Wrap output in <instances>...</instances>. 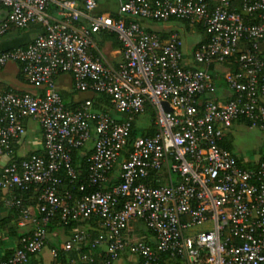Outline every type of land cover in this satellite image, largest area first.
I'll list each match as a JSON object with an SVG mask.
<instances>
[{"label": "built area", "instance_id": "obj_1", "mask_svg": "<svg viewBox=\"0 0 264 264\" xmlns=\"http://www.w3.org/2000/svg\"><path fill=\"white\" fill-rule=\"evenodd\" d=\"M115 1L116 17L95 13V0H0V37L9 28L40 27L25 45L0 51V67L17 63L35 88L0 89V194L23 228L0 264H27L55 216L64 225L98 218L104 231L89 237L75 224L60 247H103L101 264L122 254L127 264H264V153L243 167L248 158L219 145L237 120L264 135V60L257 51L264 0H241L239 10L231 0ZM170 17L200 24L205 39L184 52L176 34L162 39L139 24ZM100 31L115 34L119 61L110 63L95 47ZM230 57L238 66L223 74L230 96L218 102L207 68ZM59 73L88 96L66 107L54 81ZM92 94L106 96L108 109L93 108ZM146 106L154 132L129 141L132 124L148 125L135 123ZM26 120L40 128L42 154L13 156ZM80 149L89 152L76 196L62 181L77 180L72 152ZM30 186L39 190L33 207L14 194ZM77 258L97 264L89 253Z\"/></svg>", "mask_w": 264, "mask_h": 264}, {"label": "crops", "instance_id": "obj_2", "mask_svg": "<svg viewBox=\"0 0 264 264\" xmlns=\"http://www.w3.org/2000/svg\"><path fill=\"white\" fill-rule=\"evenodd\" d=\"M83 0H77L79 4L82 3ZM115 3V7H109V0H95V7L94 12L95 13H116L117 11V2L115 0H112ZM49 14L53 18H58L59 16L57 13L53 10H49ZM3 16V10H0V20ZM140 26L146 30V31H152L158 34L159 37L162 39L167 38L170 34H176L179 39L182 42V50L184 52H188L193 46L197 45L203 38H204V32L199 29L200 26H196L195 24H190L188 22H183L181 20L172 19L169 18L165 21H152V20H146V19H140L139 20ZM40 31V27L37 24H32L28 26L27 28H24L22 30H16L13 28L8 29L4 35L0 37V51L16 47V46H23L26 43H28L38 32ZM199 35V38L196 36ZM93 42L95 47L105 56V58L110 63H115L120 60V53L119 49H115L112 47V44L110 40L108 39H102L100 37V34L97 33L93 36ZM212 69L214 72L221 73L222 75L227 72V68L225 65L221 63H213ZM212 82L214 84V92L211 94L212 98L217 100L218 102H225L229 96L230 92L226 88V85L223 80V76H211ZM55 85L58 93H61L64 97L63 102L70 104H76V102L84 97L88 96L87 92H78L74 90L72 87V81L71 77L68 73H59L56 75L55 79ZM6 87H11L15 90L20 91H28L33 92L35 91V88L28 85L20 71V67L17 63L8 61L3 66L0 67V89H4ZM87 93V95H83ZM73 105V106H74ZM29 120H26L24 122L25 127V134L24 137L19 140L18 142L13 144L14 147V154L17 157L25 156L28 152L33 150L40 149V128H39V137L36 141H38V146L34 148L33 150H25L26 145V129L27 124ZM238 125H244L247 127L243 122L241 121H235L233 122L224 132L223 137L221 139V143L230 144V137L232 130H234ZM234 127V128H233ZM248 128V127H247ZM251 130H256V128H248ZM263 135V134H262ZM231 151V148H230ZM258 155L256 158H248L247 163L254 164L255 161L264 153V135H263V143L258 147ZM242 158H247L245 156H242ZM17 226V225H16ZM88 227L86 224L83 226V228ZM23 228L17 226V231H22ZM68 236H64L63 233H61L60 229L55 230L51 233L49 236V243L53 244L56 240H59L60 246L62 243L67 239ZM12 244H6L5 246L10 247ZM4 246V247H5ZM44 247H47L46 251L39 252L36 255H34V259L36 261V264H51L52 257L50 254L51 248L44 245ZM103 247L97 248L94 251H96V254L99 252L101 253ZM122 260V261H120ZM118 261V263H117ZM113 264H127L126 261V255L122 254L121 257Z\"/></svg>", "mask_w": 264, "mask_h": 264}, {"label": "trees", "instance_id": "obj_3", "mask_svg": "<svg viewBox=\"0 0 264 264\" xmlns=\"http://www.w3.org/2000/svg\"><path fill=\"white\" fill-rule=\"evenodd\" d=\"M240 2H241V0H231L230 7L235 9V10H239ZM49 10L55 11V7L50 5ZM110 15L112 17H116L115 13H110ZM170 18L177 19L174 17H170ZM177 20L187 22L186 20H182V19H177ZM195 25L200 26L199 29L203 31V28L200 24L195 23ZM18 30H22V29H18ZM99 34H100V37L102 39L110 40L113 48L119 49V50L121 49V45H120L119 41L117 40V38L113 32L100 31ZM204 39L205 38H203L201 41H203ZM257 51H258V56L262 60H264V42H258ZM221 64L225 65V67L227 68V71H230V72L235 71L237 69V66H238V63L232 57L224 60L223 62H221ZM212 65H213V63H210L208 65V68H207L209 75L210 76H223L221 73L214 72L212 69ZM59 95H60L61 99L64 100V97L62 96V94L59 93ZM89 98L92 101V107L93 108L101 109V110L108 109L109 102H108V98L106 96H104L102 94H92ZM64 105L66 107H73L74 104L69 105L68 103L67 104L64 103ZM152 119H153V113H152L150 107L146 106L141 120L147 121L148 125L146 127H139L135 124H132V127H131L130 132H129V141H131L134 138V136H136L138 133L139 134H145V135H151L155 129L153 126V123H152ZM237 121L238 122L241 121L246 125V122L243 119L237 120ZM219 145L225 149H228V150H230V148H231L229 142H228V144H225V143H221V141H220ZM126 147L129 148V145H127ZM88 152H89V150H87V149H80V150H75L72 152V164L76 168V170L79 172L77 180L74 182H68V180L66 178H63V181H62L63 189H66V188L69 189L73 193V195H76V196H78L82 193V192L77 191V184L85 181V177H86L85 156L88 154ZM31 153L42 154V150L38 149V150L30 151L23 157H26ZM13 156H15L14 153H13ZM241 165L243 167H254L255 166V164H251V163H241ZM88 190L89 189H87V191ZM38 192H39V190L37 188L35 189L34 186H30L27 190H18V189L14 190V194L17 196H20L22 198L23 206H31V207H33L34 204L36 203V196H37ZM5 194L6 193H4L3 195H5ZM1 196H2V194H0V207L4 208L2 206ZM5 210H6L7 214L5 216L0 217V227L6 226V234L9 237V242L2 243L0 241V254L3 256H7L12 251V247L7 248L4 246L8 243L12 244L11 246H13V244L15 243L17 238H19L20 235H23V233L17 231L16 221H17L18 211L16 209H5ZM8 222H10V223H8ZM75 224H77L78 226H80L82 228L86 224L88 227H86L85 230L89 234V237H93L98 232L104 231L103 228H101L99 226L98 218H96V217H91V218H88V219L80 221V222H75V223L73 222V223H69L66 225L62 224L60 222V220L57 218V216L50 219V221L48 223H46V225H45V227H46V238H45L44 245H46L50 248H53L55 250V255L51 256L52 257L51 264H89L87 261H81L77 258V254L79 252L91 254V256L94 258L95 262L97 264H101V258L96 256V251L90 250L88 245H86V244L81 243L78 245V248H76V246H74V244H72L70 249L63 250L60 247L59 240H56L53 244L49 243L47 236H50L52 232H54L57 229H60L61 233H63L64 236L65 235L68 236L69 235V229L71 228V226H73ZM27 264H36V261L34 259V255L29 257Z\"/></svg>", "mask_w": 264, "mask_h": 264}, {"label": "rangeland", "instance_id": "obj_4", "mask_svg": "<svg viewBox=\"0 0 264 264\" xmlns=\"http://www.w3.org/2000/svg\"><path fill=\"white\" fill-rule=\"evenodd\" d=\"M109 7L114 8L115 3L112 0H109ZM199 38V35L196 36ZM83 95H87L83 93ZM139 123L140 125H147V121H140L135 122ZM236 128L232 130L230 142H231V151L236 154L239 158H242V156H245L247 158H256L258 155V147L263 143V135L262 132L258 129L251 130L245 127L244 125H236ZM234 128V127H233ZM140 135L139 133L137 134ZM39 137V126L38 124L33 121L29 120L27 124L26 129V145L24 148L25 150H33L38 146V141H36ZM7 214L6 210L2 207H0V217L5 216ZM19 216H17L18 220ZM20 219V218H19ZM17 222V221H16ZM10 223V222H8ZM29 225V223H26V227ZM47 239H49V236H47ZM0 241L2 243L9 242V237L6 234V226L0 227ZM9 244V243H8ZM47 247H42L40 252L46 251ZM122 261V260H120ZM118 263V261H117Z\"/></svg>", "mask_w": 264, "mask_h": 264}, {"label": "water", "instance_id": "obj_5", "mask_svg": "<svg viewBox=\"0 0 264 264\" xmlns=\"http://www.w3.org/2000/svg\"><path fill=\"white\" fill-rule=\"evenodd\" d=\"M161 104L165 110H169V107L167 106L166 102H162Z\"/></svg>", "mask_w": 264, "mask_h": 264}]
</instances>
